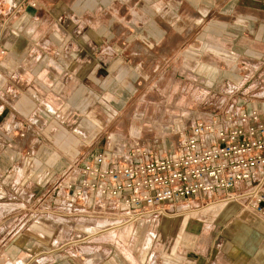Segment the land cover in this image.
<instances>
[{
  "label": "crops",
  "instance_id": "1",
  "mask_svg": "<svg viewBox=\"0 0 264 264\" xmlns=\"http://www.w3.org/2000/svg\"><path fill=\"white\" fill-rule=\"evenodd\" d=\"M136 2L140 14L121 13V0H0V264H264V217L249 205L213 203L185 217L169 204L179 212L117 226L96 192L66 188L88 158L86 128L100 127L87 108L102 80L128 53L148 51L151 0ZM175 3L186 20L205 8L211 34L264 43V0ZM133 19L141 23L121 29ZM232 216L240 220L227 225Z\"/></svg>",
  "mask_w": 264,
  "mask_h": 264
},
{
  "label": "rangeland",
  "instance_id": "2",
  "mask_svg": "<svg viewBox=\"0 0 264 264\" xmlns=\"http://www.w3.org/2000/svg\"><path fill=\"white\" fill-rule=\"evenodd\" d=\"M136 1L121 0V13L132 9L140 14L142 10ZM175 1L151 0L146 10L154 20L149 22L151 37L145 39L148 51L140 53L143 58L139 60H133L128 53L121 58V66L112 71V78L106 80L105 75L102 80L104 84L98 91L102 97L87 108L94 110L92 114L100 124L95 131L86 128L87 139L92 142L84 150L88 159L114 143L128 145L134 141L161 154L176 147L177 125L188 131L198 119L236 113L241 107L247 108L248 103L258 110L264 106V43H257L253 36L211 34L208 16L201 15L208 14L205 8H200L201 13L194 20H186L179 15L183 10ZM139 23L133 19L121 21L120 25L126 30ZM125 40L121 37V45ZM121 100L119 107L116 102ZM200 201H176L171 205H181L179 211H185L186 217L211 205ZM236 202L240 212L246 203ZM221 203L228 204L220 201L214 205ZM179 211L171 209L169 213ZM239 220L232 216L227 225ZM207 224L201 228L207 229ZM217 230L211 229L212 234ZM178 234L182 236L181 232Z\"/></svg>",
  "mask_w": 264,
  "mask_h": 264
},
{
  "label": "built area",
  "instance_id": "3",
  "mask_svg": "<svg viewBox=\"0 0 264 264\" xmlns=\"http://www.w3.org/2000/svg\"><path fill=\"white\" fill-rule=\"evenodd\" d=\"M176 133V147L161 154L136 141L114 143L85 159L81 177L67 181L66 188L80 198L96 192L117 226L170 214L171 202L204 198L205 205L244 202L264 217L263 113L241 107L198 119L188 131L177 125Z\"/></svg>",
  "mask_w": 264,
  "mask_h": 264
}]
</instances>
